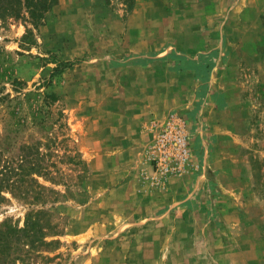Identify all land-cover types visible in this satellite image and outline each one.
<instances>
[{
    "label": "rangeland",
    "instance_id": "rangeland-1",
    "mask_svg": "<svg viewBox=\"0 0 264 264\" xmlns=\"http://www.w3.org/2000/svg\"><path fill=\"white\" fill-rule=\"evenodd\" d=\"M212 29L235 106L219 171L211 123L146 115L139 93L170 45ZM0 163L2 264H264V0H57L39 27L0 19Z\"/></svg>",
    "mask_w": 264,
    "mask_h": 264
},
{
    "label": "crops",
    "instance_id": "crops-1",
    "mask_svg": "<svg viewBox=\"0 0 264 264\" xmlns=\"http://www.w3.org/2000/svg\"><path fill=\"white\" fill-rule=\"evenodd\" d=\"M207 33L211 38L202 46L174 43L168 47L171 54L166 58L154 60L150 66L142 72L143 80L147 79L145 87L139 92L146 98L142 113L163 119L171 112L187 113L192 117L199 116L206 120L216 136V152L214 165L219 171V137L224 134L234 136L233 128L228 123L229 115L235 109L232 100L233 92L227 79L221 78V69L226 59L214 58L213 52L219 50V32L217 29ZM183 55L187 58L196 59L200 62H210L211 68L206 89L195 69H179L176 56ZM198 55V56H197ZM210 89V90H208ZM204 90V91H203ZM222 93L224 102L215 101L214 94ZM243 107V106H241ZM236 113V112H235ZM144 116V115H142ZM145 117V116H144ZM146 118V117H145ZM221 130V131H220ZM238 135V134H235Z\"/></svg>",
    "mask_w": 264,
    "mask_h": 264
},
{
    "label": "trees",
    "instance_id": "trees-1",
    "mask_svg": "<svg viewBox=\"0 0 264 264\" xmlns=\"http://www.w3.org/2000/svg\"><path fill=\"white\" fill-rule=\"evenodd\" d=\"M57 2V0H0V19L6 20L9 17H16L21 18L23 17L25 20L31 21L35 27H39L45 23L46 18V12ZM123 2L126 5L127 11H131L134 6L136 0H123ZM24 42L27 41L28 44L31 42H34V39L32 37V30L31 28L27 29V33L23 36ZM173 55V53H170L169 55ZM178 68L179 69H195L198 71V76L201 78L203 82V89H206L207 83L205 82L207 79H209V72L211 68V64L208 62H200L196 59L187 58L183 55H177L176 57ZM74 62L71 60H64L59 61L57 66L54 68V73H60L64 70V68L71 66ZM19 82V81H17ZM204 91V90H203ZM215 101L217 102H224V95L222 93H215L214 95ZM52 98H56L55 94H52ZM1 165V163H0ZM3 168V167H2ZM22 171L24 169L22 164ZM3 172L2 169H0V174L2 176L0 177V188L2 185L7 184L10 180V177L7 176L8 173L7 169ZM1 194V190H0ZM41 211H37L36 213H40ZM28 225H26L24 231H27V235L29 238H31V241L36 242L38 239H41V235L39 236V233L41 232L40 227H38V222L29 221ZM13 228L10 227L7 231L0 230V250L1 252H4V250L7 248V246H11V238ZM3 235L9 236L7 239L3 240ZM38 237V238H37ZM37 239V240H35ZM0 259H2V256H0ZM2 264V263H0Z\"/></svg>",
    "mask_w": 264,
    "mask_h": 264
},
{
    "label": "built area",
    "instance_id": "built-area-1",
    "mask_svg": "<svg viewBox=\"0 0 264 264\" xmlns=\"http://www.w3.org/2000/svg\"><path fill=\"white\" fill-rule=\"evenodd\" d=\"M165 141V140H164Z\"/></svg>",
    "mask_w": 264,
    "mask_h": 264
}]
</instances>
